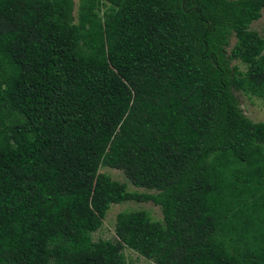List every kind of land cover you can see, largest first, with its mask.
Wrapping results in <instances>:
<instances>
[{
	"label": "trees",
	"instance_id": "obj_1",
	"mask_svg": "<svg viewBox=\"0 0 264 264\" xmlns=\"http://www.w3.org/2000/svg\"><path fill=\"white\" fill-rule=\"evenodd\" d=\"M74 6L0 0V264H264V0Z\"/></svg>",
	"mask_w": 264,
	"mask_h": 264
},
{
	"label": "rangeland",
	"instance_id": "obj_2",
	"mask_svg": "<svg viewBox=\"0 0 264 264\" xmlns=\"http://www.w3.org/2000/svg\"><path fill=\"white\" fill-rule=\"evenodd\" d=\"M74 13L77 11L78 0H74ZM250 28L257 31L261 36L264 37V7L261 10V16L250 24ZM235 38L232 37L230 42L231 45L234 43ZM233 63H237L234 61ZM240 68L244 69V65L239 64ZM235 95L239 101L240 107L243 113L249 117L252 121H264V99L244 94L241 91H235ZM101 172H105L120 182L127 184V190L144 192L145 189L136 187L127 181L121 170L116 168H110L107 166L100 167ZM132 209H145L148 211L152 220H161L162 213L158 205L153 204L151 201L148 202H136V201H125L121 203H113L107 210L101 227L92 233L94 240L98 238H112L114 236V223L116 214L123 210ZM125 263L124 264H155L152 260H149L134 250L129 248L124 249Z\"/></svg>",
	"mask_w": 264,
	"mask_h": 264
}]
</instances>
